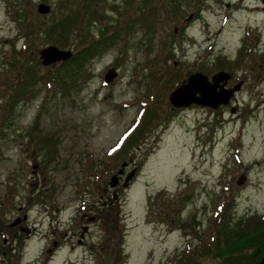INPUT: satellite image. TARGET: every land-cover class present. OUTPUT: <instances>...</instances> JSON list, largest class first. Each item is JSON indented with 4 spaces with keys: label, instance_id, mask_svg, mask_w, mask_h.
<instances>
[{
    "label": "rangeland",
    "instance_id": "374dc122",
    "mask_svg": "<svg viewBox=\"0 0 264 264\" xmlns=\"http://www.w3.org/2000/svg\"><path fill=\"white\" fill-rule=\"evenodd\" d=\"M179 1L102 0L80 8L87 20L99 19L87 21L78 40L77 27L62 49L75 53L74 43H90L101 32L119 41L87 64L75 89L62 93L37 84L38 94L15 104L13 118L0 131V264H164L199 244L175 223L199 229L200 219L208 225L222 198H233L235 216L264 214V11L224 6L236 0ZM42 3L51 6L49 13L38 12ZM62 5L61 0H0V111L7 80L19 74L13 67L21 70L30 62L37 66L32 74H39L65 62L42 63L40 51L51 40L19 39L21 11L32 9L46 22L59 16ZM248 24L253 31L240 55ZM157 55L171 84L176 81L171 89L165 82L149 88V65ZM219 59L227 69L216 68ZM112 68L116 76L106 83ZM222 70L234 75L229 86L243 80L236 99L218 108L172 109L169 95L183 80L202 72L212 81ZM138 125L139 142L122 146ZM122 168L125 174L112 188L111 179ZM160 190L189 198L176 204L160 196L149 204ZM149 205L165 223L148 221Z\"/></svg>",
    "mask_w": 264,
    "mask_h": 264
},
{
    "label": "trees",
    "instance_id": "16d2710c",
    "mask_svg": "<svg viewBox=\"0 0 264 264\" xmlns=\"http://www.w3.org/2000/svg\"><path fill=\"white\" fill-rule=\"evenodd\" d=\"M23 1L28 3L30 0ZM61 1H63L61 7L62 12L59 16L55 15L46 22L42 19L37 20L32 9H29L26 14L21 11L22 17L18 18L20 20L19 25L22 28V33L19 35V39L23 38L28 42H34L37 38H40L42 42L49 39L52 41V45H57L60 48L61 46L66 47L70 45L67 44V41H69L70 36L76 31L77 27L80 28L78 40L83 35L81 31L84 25H87L86 22L89 20L91 22H96V20L99 19L96 17L93 20L90 18L87 20L86 14L83 12V9L80 8L84 6L85 8L97 7L102 0ZM141 1H143V4H148V0ZM170 2L181 5V1L179 0H170ZM147 7L152 8L150 5H147ZM95 13L100 16L97 11H95ZM154 21H156V23L153 22L149 25L150 31L155 30L158 19L155 18ZM131 26L132 25L129 23L125 26L124 32L126 35L130 34ZM110 27L114 28L113 25ZM63 35L66 41L63 39ZM87 38L88 37H85L86 40ZM118 41L119 39L115 34L109 35L107 32H101L98 37L92 36L90 38V43L88 41L79 43V45L74 43L77 49L71 59L61 62L59 65L49 68L46 72H40L39 74H37V71L32 74L37 66L30 62H27L26 67H23L21 70L13 67L19 71V74L16 79L7 80L9 89H7L8 94L6 102L2 105V110L0 111V131L3 127L5 129L6 126L9 125L10 119L13 118L15 104L32 100L36 94H38L39 89H37V84L43 83L44 86L51 89V91L62 93H67L71 88L75 89L79 85L78 81L81 80L80 76H83L82 72L86 70L87 64L94 57L101 54L102 51L104 52L111 49ZM28 42L23 46V53H26L29 49ZM124 45L126 46V43H124ZM261 58L264 59V55H262ZM157 59L158 61H156ZM161 60L159 55L151 59L152 64L151 66L149 65V76L153 85H150L149 88H158L157 84L165 82V85L168 83L170 84L168 85V89H171L176 81L171 84V81L174 80L173 78L171 79V74L166 71L168 69L165 65L159 67ZM20 61L18 60V62ZM236 65H238V63L230 64L229 69ZM12 66L14 65L12 64ZM216 68L227 69L225 65H223L222 59H219L218 63H216ZM1 74L0 72V75ZM178 80L179 78L177 77V81ZM53 87L54 90L52 89ZM147 107L149 108V106ZM152 112L155 113V110H152ZM144 118L145 122L149 121L147 116ZM139 129H141L140 125L134 129L130 137L125 138L122 146H124L126 142V148L130 149L135 146L140 140V134L137 132ZM123 152H125V150ZM160 196H168V201L176 204L181 202L185 203L189 198V196L169 195L167 191L164 192L160 190L154 196H150L149 204L155 199L160 198ZM232 199L231 197L222 198L220 204L216 206L217 210L214 211L215 214L210 218L208 225L202 226V221L199 219V222H197L199 223V229L190 223L181 222V220L175 223L178 228L184 229L190 236L191 234L196 235L199 238V244L195 247L189 246L185 248L183 253H175L169 257L164 264H258L264 257V214L255 213L245 216H235ZM156 213L157 215H155ZM156 213L153 214V209L149 205L148 221L165 223V219L163 220L162 217H160L161 213ZM108 214L110 215L112 212L109 210ZM195 217L194 215V218ZM157 218L158 221H156ZM112 226L116 231L118 230L117 224H113ZM120 255H123L121 249L120 254L118 253V255H116V261L120 260ZM207 260H210V262H207Z\"/></svg>",
    "mask_w": 264,
    "mask_h": 264
},
{
    "label": "water",
    "instance_id": "95a60500",
    "mask_svg": "<svg viewBox=\"0 0 264 264\" xmlns=\"http://www.w3.org/2000/svg\"><path fill=\"white\" fill-rule=\"evenodd\" d=\"M51 6L44 3L38 6V12L40 14H47L51 11ZM74 55L70 49H62L56 45H49L48 47L40 51V57L44 65H51L59 61H66ZM116 76L115 69H111L105 76L107 83L111 82ZM232 75L224 70L217 72L212 77V81L209 77L202 72L191 74L187 79L183 80L169 95V102L172 105V109L190 107L193 104L200 106H211L212 108H218L221 105L228 104L230 100L235 97L236 92L241 88L243 82L238 85L228 88L227 84L230 81ZM126 166V163L123 167ZM135 171H131L126 177L125 186L127 182L133 177ZM125 174V170L122 168L118 174L113 175L110 186L116 188L120 184L119 175ZM245 180V175H242L237 181L238 184H242ZM21 218L16 219L11 226L19 224ZM84 229V231H86ZM29 232V231H28ZM83 236V235H82ZM258 264H264V257Z\"/></svg>",
    "mask_w": 264,
    "mask_h": 264
},
{
    "label": "flooded vegetation",
    "instance_id": "af4514ba",
    "mask_svg": "<svg viewBox=\"0 0 264 264\" xmlns=\"http://www.w3.org/2000/svg\"><path fill=\"white\" fill-rule=\"evenodd\" d=\"M219 2H221L222 0H218ZM244 1L246 0H236V1H229V2H225V7H227L228 9H247L249 11H254V10H257V11H264V0H262L263 4L262 5H255V6H248L244 3ZM203 7V6H202ZM228 13V12H227ZM227 13H226V16H227ZM221 31V30H220ZM253 29L251 28V24H248L247 27H244L243 28V34L241 36L242 40H245V43H241L240 47V55L242 53H244L246 50H248L247 46H248V38L250 37V32H252ZM248 40V41H247ZM253 46L250 47L249 45V49L250 51H253L255 49L252 48ZM233 75V74H232ZM234 77V75L232 76ZM232 80V79H231ZM230 80V81H231ZM229 81V82H230ZM243 82V81H242ZM228 87H232V86H229V83L227 84ZM235 85V84H234ZM236 99V98H234ZM191 106H199L198 104H194V105H191ZM124 177V176H123ZM122 177V178H123ZM122 180V179H121ZM86 213H84L83 215H85Z\"/></svg>",
    "mask_w": 264,
    "mask_h": 264
}]
</instances>
